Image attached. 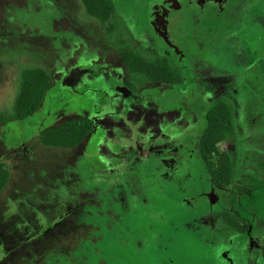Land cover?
Here are the masks:
<instances>
[{
	"label": "rangeland",
	"instance_id": "rangeland-1",
	"mask_svg": "<svg viewBox=\"0 0 264 264\" xmlns=\"http://www.w3.org/2000/svg\"><path fill=\"white\" fill-rule=\"evenodd\" d=\"M111 1L115 12L110 23L115 29L110 32L86 12L80 0H0V114L7 116V123L0 124V160L9 173L0 192V264H112L109 256L122 251L119 247L125 245V238L135 240L127 244L131 255L137 254L134 264H223L231 260L228 255L236 256L238 264H248V253L256 256L259 250L250 249L252 243L236 229L249 230L246 222L250 221L252 234L259 241L264 237V0L209 4L202 19L215 23L217 42L206 56L191 53L187 58L194 103L204 107L225 102L232 110L234 131L218 150L228 154L233 168L231 189L227 187L233 193L226 209L234 207V212L221 210L214 202L205 212L209 195L222 201L223 194L210 188L208 167L201 162L190 165L191 174L182 180L185 190L176 191L179 198L168 200L164 190L168 175L176 181L180 178L162 172L170 164L159 154L165 145L132 150L126 177L111 182L98 178L87 161L90 137L75 148L44 144L47 129L95 113L84 94L77 96L81 106L65 102L63 95L73 98L71 88L80 84L77 72L95 85L98 81L86 76L87 69L100 72L108 67L111 75L120 71V39L148 60L163 59L181 68L177 55L160 48L146 33L142 22L149 21L143 12L147 0ZM182 12L183 22L192 23V12ZM174 26L177 23L169 21L168 35L180 47L186 40ZM23 69L45 70L56 89L36 119L24 123L14 116ZM124 76L135 98L153 85L140 74L128 71ZM184 83L178 96L165 99L163 108L158 99L153 117L145 114L153 101L139 105L146 119L137 127L139 139L151 138L153 130H182L176 108L178 98L186 97L190 82ZM168 89L159 86L161 94ZM163 115H167L164 122L158 118ZM128 120L129 127L132 119ZM108 154L103 150L101 155ZM91 160L98 167L96 157ZM218 162L214 155L208 164L217 168ZM155 183L159 187L153 190ZM142 233L145 243L140 242ZM138 242L144 245L136 250ZM141 253L147 255V262Z\"/></svg>",
	"mask_w": 264,
	"mask_h": 264
},
{
	"label": "flooded vegetation",
	"instance_id": "flooded-vegetation-1",
	"mask_svg": "<svg viewBox=\"0 0 264 264\" xmlns=\"http://www.w3.org/2000/svg\"><path fill=\"white\" fill-rule=\"evenodd\" d=\"M214 1H219L223 5L226 2V0H147L148 6L147 9H145V11L143 12L149 15L147 17L149 21H146V25L143 22L142 24L145 26L146 33L150 34L152 39L159 44L160 48H164L170 53L172 52L173 54L177 55V58L180 59V69L174 68L173 65H171L167 60L164 61L169 63L173 67L174 71L178 72L181 75L182 83L170 85L167 83L159 84L149 80L153 83V85L149 89L142 92L140 97H132L130 90V88L132 89L131 82L127 81V79L124 80V73L128 72V69L121 62L122 65H120V71L117 72L115 70L114 75H111L109 73L113 70L108 67L102 69V71L100 72H96L94 68H92L91 70L87 69L89 71L84 73H86V76L90 77L91 80L98 81V83L95 85H91L90 83L83 81V77L81 78V75H79V73L77 72L75 75L80 77V84L77 85L76 88H71L74 90V92L69 90L72 92L71 94L73 98L68 97L67 93L62 95L65 98V102L72 101L76 105L81 106V103L78 101L77 96L79 94H84V98L87 101L89 107H91L92 110H94L95 112L89 118L94 121V131H98L99 133L97 135L98 137L96 138V141H101V144L98 143L97 145L99 154L101 155L103 150L110 153L108 154V157L104 158V160L108 162L112 161V165L114 164L115 158L124 159V163L121 164L122 166L120 168H115L112 170L110 176L111 182L120 181L126 175V169L129 166L131 167L128 161V157L132 150L139 149L141 147H145L152 144H161L165 145L166 149L165 151L159 152V154L163 156V158L169 160V163L172 165L171 166L167 163L165 166H163L164 169H162V172L166 170V172L168 173H176V175L179 176L178 178L181 179L180 180L177 178L178 180L176 181V178H174L173 176L170 177L168 173V177L164 175V177H167L168 180H166L167 183L165 189L163 187L162 188L166 191V198L168 200L171 199L175 201L177 200V198H179L177 196L176 191L185 190L184 184L186 182L185 180H182L187 174H191V171L187 172L188 170H190V165L192 164V166H195L196 163L201 162L205 163L208 167V174L210 176V182L208 183H210V188H216L220 190L223 194V202L220 199H216L214 195H209V198L206 199L208 207L206 208L205 212H207V209L212 207L213 202L221 210H226L227 212H234V207L229 210L226 209V206L229 207L230 205L229 202L233 193L227 188H230L231 182H226L221 185L215 182L211 175V171L215 167L209 166L208 164L210 162L211 157L215 154H213L208 159H205L202 150V141L205 135L207 134L208 128L206 117L208 112L213 109L214 105L217 102L212 103V106L208 104L204 107H201L194 103L195 91L190 86L192 83V79L189 75L190 66L187 64V58L191 53H193L195 56H201V54L206 56L209 51H212V49L210 48L211 45H213L214 42H217L215 23L202 19L204 18L202 11L209 4L215 3ZM182 9H187L190 13L192 12V23L190 21V24L189 22L187 24L183 22L182 15L184 12H182ZM172 13L176 15L170 20V16ZM169 21L171 24L177 23V27L174 26L173 29L175 30L177 28V33L181 34L182 37H184V40H186L183 41V43L180 42V47H178L176 42L168 35ZM90 73H92V75ZM107 74L111 75L110 78ZM107 78H109L110 80H108ZM185 79L186 81L188 80V82H190L187 86L189 88L186 87L185 89L186 97H179L177 108L175 106V108L181 113V117L183 120V124L181 125L182 130L176 128H174V130L170 132L169 130H153L150 133L151 138L149 137L145 139H139L137 127L141 125L140 121L146 120L144 115L140 112V109L142 107L139 105L141 103L145 105L146 103H148V101H153L155 104H153V106L148 105L145 114L150 117L155 116V113L154 111H152V108L156 110V104L158 102V99L161 100L160 106L163 108V103L166 101L165 99L167 97L172 95H179V89L184 88ZM109 81L111 82L109 83ZM160 85H167L171 89H168V92L166 91L165 94H161L162 92L159 90ZM84 89H88V92L84 91ZM153 97H155V99H153ZM135 108L137 109V112L133 114L132 112ZM128 112H130V114H128ZM134 116L137 120L133 119ZM166 117L167 115H163L158 118L162 122H164ZM129 118L132 120L130 121L128 127L126 123L129 121ZM155 121L157 122L156 119ZM24 122L25 121H23V123ZM233 131L234 121L232 119V130L229 135H231ZM170 166L173 168L175 167V169L171 171ZM131 172L134 173L135 171H132L131 169ZM192 173L194 174V172ZM148 176L150 177L151 175L148 174ZM246 183L249 184V181H247ZM151 187H153L152 189L154 190L156 187H159V184L155 183V185H151ZM243 189L247 190L245 186L243 187ZM185 203L186 206L189 205L188 201H186ZM195 210L198 209L194 207L193 211ZM251 227L252 226L250 225L248 227L250 229L246 230L245 233L240 232L241 235L247 237L249 243H252L250 249L254 248L255 250L257 248L256 250H259L256 256L255 252L248 253L253 255H250L251 259H249V264H264V244H262V242L264 241V237L261 236L262 242L261 240L259 241L258 237L252 234ZM226 255H228V253ZM227 257L229 259L235 258V263L238 264L236 256L230 258V256L228 255ZM228 262L227 260H225L223 264H228Z\"/></svg>",
	"mask_w": 264,
	"mask_h": 264
},
{
	"label": "trees",
	"instance_id": "trees-1",
	"mask_svg": "<svg viewBox=\"0 0 264 264\" xmlns=\"http://www.w3.org/2000/svg\"><path fill=\"white\" fill-rule=\"evenodd\" d=\"M80 1L86 12L91 17H94L102 25H105L108 31H114L115 26L112 25L110 21L114 14L115 7L111 0ZM119 45V58L129 72L143 75L148 80L159 84L167 83L170 85H176L182 83L181 75L174 71L173 67L166 61L160 59H146L144 56L132 49L125 39H120ZM20 78L22 89L15 104L14 116L18 120L30 121L32 119H36L37 113L43 108L46 98L50 94L55 93V88L52 85L51 76L43 69H23L20 72ZM47 107L48 105L45 109H43L45 113L48 112ZM206 121L208 128L207 134L202 141L203 156L205 159H208L213 154L219 157L218 167H215L211 171V175L215 182L221 185L229 182L233 176V168L228 154L221 153L218 150V144L223 142L232 130L231 110L229 105L225 102H217L213 109L208 112ZM1 123H7V116L0 114V124ZM94 129V121L89 117H77L65 121L60 126L47 129L43 133L42 140L44 144L48 146L75 148L90 137L92 145H90V150H88L91 157H89L88 154L87 161L89 160V164L94 168L93 171L98 178L111 180L110 176L112 170L120 168L122 166L121 164L124 163V159L115 158L113 165L112 161H105L98 152V141H94L99 134L98 131H94ZM94 156L100 164L98 167L91 160ZM99 158L101 160H99ZM8 177L9 173L5 169L3 161L0 160V192L6 187ZM246 224V228H248L252 222L248 221ZM241 230L242 229L239 228L236 229L237 232H241ZM243 233H245V231H243ZM142 235L143 236L140 237V242L143 240L145 243L146 235L144 233H142ZM151 241L152 239H150L149 242ZM134 242L135 240L133 238H125V245L121 243L119 247L122 251L117 253L114 257L109 256L110 262L113 260L112 264H134L132 259L135 261L137 254L134 252V254L131 255V250L129 251L127 246V244H133ZM140 242H138L137 245L140 246H137L136 250L144 245ZM130 255L133 258H131ZM141 256L142 259L146 256L145 262L148 261L147 255L141 253ZM249 259H251V256L247 259L248 264L250 262ZM230 261L228 264H233V262L236 264L235 258Z\"/></svg>",
	"mask_w": 264,
	"mask_h": 264
}]
</instances>
